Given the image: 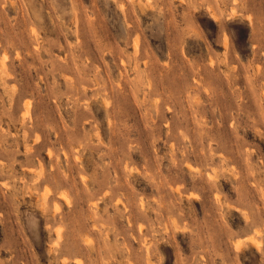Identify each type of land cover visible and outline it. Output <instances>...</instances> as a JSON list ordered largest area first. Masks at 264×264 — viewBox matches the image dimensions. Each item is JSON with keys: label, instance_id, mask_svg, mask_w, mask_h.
Masks as SVG:
<instances>
[{"label": "rangeland", "instance_id": "obj_1", "mask_svg": "<svg viewBox=\"0 0 264 264\" xmlns=\"http://www.w3.org/2000/svg\"><path fill=\"white\" fill-rule=\"evenodd\" d=\"M0 264H264V0H0Z\"/></svg>", "mask_w": 264, "mask_h": 264}]
</instances>
